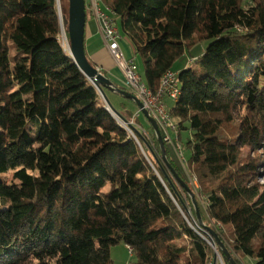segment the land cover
Here are the masks:
<instances>
[{"label": "trees", "instance_id": "trees-1", "mask_svg": "<svg viewBox=\"0 0 264 264\" xmlns=\"http://www.w3.org/2000/svg\"><path fill=\"white\" fill-rule=\"evenodd\" d=\"M102 2L153 93L206 41L197 67L176 73L177 98H164L185 168L166 145L165 154L224 245L231 227L237 264L239 252L264 264V0ZM57 7L0 0V264H113L118 242L134 264H210L213 249L191 226L195 208L153 131L140 148L106 110L61 44Z\"/></svg>", "mask_w": 264, "mask_h": 264}, {"label": "rangeland", "instance_id": "rangeland-1", "mask_svg": "<svg viewBox=\"0 0 264 264\" xmlns=\"http://www.w3.org/2000/svg\"><path fill=\"white\" fill-rule=\"evenodd\" d=\"M102 1V0H101ZM105 2V1H104ZM57 3H58V6H59V10H60V13L62 12L61 8H60V5L61 3L64 4L65 6V15H67V5H68V0H57ZM87 3V2H86ZM103 3V2H102ZM87 8L88 10L91 12L90 10V7L89 5L87 4ZM62 15V14H61ZM113 21L115 23V25H117V27L119 28V20L118 18H116L115 16L113 17ZM120 30V29H119ZM125 36V35H124ZM126 37V36H125ZM59 38H60V41H61V44L63 45L64 48H67L68 46V34H67V28L65 25H62V23L60 22V34H59ZM123 42L126 44V47L128 49V52L129 54L131 55V57L133 56L132 58V62L134 64V69H135V72L139 75L140 79L142 82H145V76H144V69H143V66L141 64V61H140V58L138 56H136L132 50H131V46L130 44L132 45V43L130 42V40L126 37L125 39H123ZM133 46V45H132ZM205 46H206V41H200L198 43H196L195 45H193L180 59H178L172 70L176 72L177 69H180L182 67H191V68H196L197 65L194 61V58H196L197 56L201 55L202 52L204 51L205 49ZM111 56V55H110ZM112 58V56H111ZM108 59V62L110 64V57L107 58ZM111 65L113 66V68H117L118 70H120L118 68V66L116 65L115 61L113 60V58L111 59ZM121 72V71H120ZM122 74V73H121ZM107 98L109 99L110 103L113 105V107L115 108V110L121 114V116L125 119V120H131L132 119V114L130 115H127V113H125V111L127 109H133L134 112L138 109V107H136L131 100H128V99H125L121 96H119L118 94L114 93V94H106ZM101 97V103H104V99L103 97L100 95ZM167 100V103H172V101H170L168 98H166ZM128 104V105H126ZM152 116V115H151ZM153 117V116H152ZM154 118V117H153ZM171 118V117H170ZM116 119V118H115ZM137 119V121H136ZM155 119V118H154ZM133 128L137 129L140 134L142 135L143 139L145 140V137L147 138L148 135L151 134V131H153L151 125L149 124V122L146 120V118L143 116L142 113H140V115L137 117V118H133ZM156 120V119H155ZM118 121V120H117ZM157 122V121H156ZM158 124V127H159V130H160V134H161V138H162V141L164 143V148H165V145L167 146L169 152H170V157L172 159H174V162L179 165L180 167L182 168H185V165H184V162L185 161V157H187V151H185L183 149V147L180 145V150L183 149V153L182 156L184 155V160H182V156L179 155V151L176 150L175 148V145L176 144H180L177 140H176V133H177V128L176 126L174 125L173 123V120L171 119V126H164V129L166 127H169L167 129V132H168V135L170 136L171 140L169 142V140H166L165 137H164V130L163 128L160 126V124L157 122ZM149 126L151 127V129H149ZM133 128H130L132 130V133L135 135V137L137 139H134L132 136V138L136 141V143L139 145V147L141 148V144H140V141L143 142L145 144V141H142V139L139 138V136L134 132V129ZM130 130V131H131ZM154 133V131H153ZM155 135V133H154ZM186 131L184 132H181L180 133V138L182 141H184L185 137H186ZM156 137V136H155ZM157 139V138H156ZM158 141V140H157ZM159 143V142H158ZM160 147V146H159ZM161 151V150H160ZM166 156V154H165ZM167 159V157H166ZM168 161V159H167ZM169 162V161H168ZM171 165V164H170ZM174 169V168H173ZM184 170V169H183ZM173 176V175H172ZM174 178V177H173ZM175 180V178H174ZM191 182L193 184L194 187L197 186V183H196V178L195 176L194 177H191ZM176 181V180H175ZM177 182V181H176ZM178 184V183H177ZM179 185V184H178ZM180 186V185H179ZM181 187V186H180ZM182 188V187H181ZM191 188V187H190ZM183 189V188H182ZM193 191V190H192ZM188 194V193H187ZM190 197V196H189ZM191 199V198H190ZM195 230L196 232H199L200 235H205V229L203 228L202 225H200L198 223V220L196 222H194L193 225H191ZM230 233H231V227L230 226H225V231H224V237H225V244L228 245L229 244V241H230ZM217 234V233H216ZM212 236V235H211ZM219 237V236H218ZM220 238V237H219ZM208 240H213V237H210L209 238H206ZM211 243H215L214 241L210 242V246H211ZM224 244V243H223ZM215 246H211V248L213 249V257H214V251L216 250L218 252V256H217V259H216V264H225L224 261H223V258H222V251L221 249L219 248V246H217L216 244H214ZM225 246V248L227 249V247ZM228 251V250H227ZM235 255V254H234ZM110 256H111V259L113 260V264H134L135 263V255L132 254L128 247L122 243V242H118V243H115L113 244L111 247H110ZM236 258H238V260L241 262V264H253L254 263V258L251 257V256H248V255H243L242 253H238L236 255ZM212 261H213V258L210 262V264H212ZM236 262V261H235ZM237 263V262H236Z\"/></svg>", "mask_w": 264, "mask_h": 264}, {"label": "water", "instance_id": "water-1", "mask_svg": "<svg viewBox=\"0 0 264 264\" xmlns=\"http://www.w3.org/2000/svg\"><path fill=\"white\" fill-rule=\"evenodd\" d=\"M59 12V20L62 25H65L67 28L68 34V52L71 55V58L74 60L75 64L78 68L82 71V73L86 76L89 82L95 86L99 94L104 99V107L108 110L116 120H124L120 113H118L113 105L110 103L109 99L107 98L104 89L110 90L121 95L123 98L131 100L146 118V120L151 125L155 136L159 142L160 150H161V158L163 160L164 165L166 168L170 170L173 177L177 181V183L183 188V190L188 193L191 198L192 204L196 211V216L198 223L203 226L205 229V235L207 238L213 237V240H208L210 242L214 241L215 243H211V246H219L221 251L226 255L229 260V264H237L233 257L229 254L227 249L225 248L223 242L220 240L216 232L208 227L205 226L201 220L196 201H195V193L192 189L182 180L170 163L167 161L165 156V148L164 143L161 138L160 130L156 120L149 114L148 110L144 108L143 103L141 100L132 92L124 90L122 88L117 87L114 82L107 77L105 74L100 72L95 66H93L89 60L87 59L85 48H84V33H85V24H86V10H85V0H68L67 5V15H61L59 6L57 7ZM133 128V126H131ZM134 132L139 136L142 141H145L140 134V132L133 128ZM162 167V166H161ZM164 170V168L162 167ZM212 235V236H211ZM218 252L214 251V257L212 264H216V259L218 256Z\"/></svg>", "mask_w": 264, "mask_h": 264}, {"label": "built area", "instance_id": "built-area-1", "mask_svg": "<svg viewBox=\"0 0 264 264\" xmlns=\"http://www.w3.org/2000/svg\"><path fill=\"white\" fill-rule=\"evenodd\" d=\"M86 2L92 14L98 19L110 55L122 73L123 80H121V85L128 91L134 93L141 100L144 108L148 110L149 114L152 115L163 128L165 139L170 142L171 138L167 132L169 127L164 129V126H171V118L166 110L164 98L168 97L172 100L177 98L179 94L177 74L172 70L165 72L161 78L157 92H151L135 72V66L132 60L124 57L119 46L121 35L114 26L112 20L101 9V0H86ZM97 69L100 71L99 68ZM140 113V110L137 109L133 112L132 119L137 118ZM132 119L129 121L124 119L117 122L129 132L130 136L137 139L130 129L132 128L131 126H133ZM175 148L179 151V155H181L180 145H175Z\"/></svg>", "mask_w": 264, "mask_h": 264}, {"label": "crops", "instance_id": "crops-1", "mask_svg": "<svg viewBox=\"0 0 264 264\" xmlns=\"http://www.w3.org/2000/svg\"><path fill=\"white\" fill-rule=\"evenodd\" d=\"M101 9L108 15V17L112 20L114 26L118 30L119 28L117 27V25H115V23L113 21L114 16L105 7V5H103L102 1H101ZM118 31L121 35V38L119 40L120 49H121V51H122V53L126 59L132 60L133 56L131 57V55L129 54L128 49L126 47V44L123 42V39H125L126 37L120 32V30H118ZM130 46H131L132 52L134 53L133 46L131 44H130ZM84 48H85L86 56L89 59V61L95 63V67L99 68L103 74H105L107 77H109L114 82V84L118 83L121 85V83H122L121 80H123L122 74H121L120 70H118L117 68L116 69L113 68V66L111 65V59L112 58L110 56V52L107 48L105 38H104L103 33L101 31L100 23H99L98 19L90 12H87V15H86V24H85V33H84ZM108 57H110V64H109L108 59H107ZM178 70L179 69H177L175 73H177ZM104 91L106 94H114L115 93V92H112V91L107 90V89H104ZM126 105H128V104H126ZM132 111L134 112L133 109H132Z\"/></svg>", "mask_w": 264, "mask_h": 264}]
</instances>
